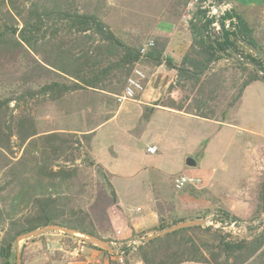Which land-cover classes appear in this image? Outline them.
I'll use <instances>...</instances> for the list:
<instances>
[{"label": "trees", "instance_id": "trees-1", "mask_svg": "<svg viewBox=\"0 0 264 264\" xmlns=\"http://www.w3.org/2000/svg\"><path fill=\"white\" fill-rule=\"evenodd\" d=\"M85 1L0 0V264L10 263L18 235L49 224L108 241L112 239L106 234H116L122 254L97 247L106 264H131L133 248L143 264H264V173L255 207L243 221L220 209L215 213L219 227L190 226L133 245L148 232L200 219L211 210L179 216L169 208L164 211L158 202V224L136 232L107 173L90 153L92 134L40 132L36 122L39 107L66 94L85 90L119 94L142 60L175 70L166 97L155 105L224 119L250 84H264V47L250 20L229 0L232 7L225 18L236 20L234 29H225L220 21L222 30L212 32L211 20L190 22V43L174 65L164 57L163 39L156 38L141 55L140 46L124 41L103 20L102 0L93 5ZM223 60L228 67L215 71ZM188 85L189 94H183ZM152 109L144 106V120ZM187 191L203 195L193 187ZM225 221L245 223L246 234L224 231ZM21 258L24 264L22 251Z\"/></svg>", "mask_w": 264, "mask_h": 264}, {"label": "rangeland", "instance_id": "rangeland-1", "mask_svg": "<svg viewBox=\"0 0 264 264\" xmlns=\"http://www.w3.org/2000/svg\"><path fill=\"white\" fill-rule=\"evenodd\" d=\"M96 1L99 0H86L85 3L93 5ZM102 1L99 11H101L103 20L109 24L120 38L137 46H141L150 38H153L154 41L156 38L163 39L167 45L171 37L168 35L169 33H171L170 35L173 34L172 36L174 37L177 33L182 32L184 28L188 30V27L181 20V15L186 12L185 6L188 0ZM248 9L247 13H250L251 25L255 29L254 35L259 44L264 47V5L248 7ZM166 19H169V21ZM164 20L166 21L164 22ZM180 40H183L182 37H180ZM227 63V60L218 62L214 66L215 71L222 67H228ZM138 64L146 73L144 83L146 84L153 67L143 60ZM166 69L165 76L160 75L157 77L159 82V87L156 88L159 91L157 100H162L166 97L167 86L175 79V70L167 67ZM229 84L230 82L227 85L229 86ZM189 90L190 87L188 85L183 94H189ZM231 93L232 91L229 92L228 96ZM101 94L102 96H100L98 91H78L66 94L56 102L44 104L39 107L36 113L38 130L44 132L57 130L61 127H71L72 125L66 124L67 119L65 115L60 113L61 109L63 111L65 109L72 111V119L70 120L72 123L76 122L81 126V124L84 125V122H89L90 126H96L100 122L98 120H102L105 115L99 111V103L102 102L100 101L101 98L107 97L109 100L114 101L115 106L118 105L115 101L116 94L112 95L107 92H102ZM228 96L225 94L223 100L227 101ZM123 106L129 108L130 103L125 102ZM263 107L264 84L254 82L247 87L227 119L233 126H238L239 129L226 128L227 131L225 133L221 132L218 135L211 124H202L201 122L174 116L167 117L166 120L154 118L150 122L152 126L151 137L158 148L155 153L145 157L143 163L149 166L150 179L154 187L158 186V194H164L168 190L166 179L173 174L175 175V173L203 176L202 173L210 172L212 168H216L219 175H221L219 178L211 183L208 178L203 177V184L199 187H193L196 191L203 193L201 195L202 198L210 202L211 212L200 219H206L208 225L221 226L222 224L215 218V213H218L220 209L242 219V221L246 219L255 207L256 191L264 173ZM116 108L114 107V111ZM85 111H91L90 116H96L95 118L98 117V119L87 121ZM124 115L125 111H122L104 129H108V127H112L115 124L127 126L129 123H132V128L138 129L145 122L134 123V118L131 115L127 118H124ZM220 117L219 115L218 118ZM180 129L184 132L186 131V137L181 134ZM174 130H178V134L180 133L182 137H174L171 134ZM234 138L251 140L250 163H234L239 153L234 145ZM179 140H182V146L179 145ZM198 140L203 141L201 145L198 144ZM186 157L193 158L197 166L193 168L186 167ZM244 157L246 160V150ZM221 161L227 163H222ZM244 225L245 223L243 222L227 227L223 224V229L232 235L244 236L246 234ZM105 236L112 239L110 241L111 247L115 248L117 253L122 254L120 250L122 248L121 243L116 242L118 236L116 234H106ZM137 243L131 244L136 245ZM80 246H84V251L88 248L99 251L97 246H91L87 241L84 242L75 236H65L60 231L46 232L20 240L18 248L15 242L13 257L9 264H16L17 251L20 255L21 251L23 252L24 264H72L74 259L84 260L86 256H90L88 252L84 253L79 250ZM75 249L79 250L77 254L73 252ZM98 255L101 264L106 263L105 257L100 251ZM129 261L131 264H143L137 257L135 248L129 254Z\"/></svg>", "mask_w": 264, "mask_h": 264}, {"label": "crops", "instance_id": "crops-1", "mask_svg": "<svg viewBox=\"0 0 264 264\" xmlns=\"http://www.w3.org/2000/svg\"><path fill=\"white\" fill-rule=\"evenodd\" d=\"M231 2L235 5L238 12L242 13V15L247 17L249 20H251V17L250 13H247L249 11L248 7L264 5V0H231ZM157 20L159 21V19ZM166 20L169 21V19ZM166 20H164V22ZM170 34L171 33L168 34L171 37L166 45L164 57L169 59L174 65H178L190 43V33L186 28H184L182 32L177 33L174 37L172 36L173 34ZM180 37H182L184 42L183 40H180ZM138 63L136 64L139 65ZM166 71L167 69L164 64L153 67V70L146 81L144 91L134 100L125 101L130 103L129 108L123 106L125 102L115 106L113 100L111 101L107 97L101 98L100 101L102 102L99 103V111L101 114L105 115L102 120H98L100 122L96 126H90L89 122H84V125L81 124V126L79 123H72L70 122L72 119V111L70 109H65L64 111L62 109L60 110V113L66 116V124L72 126L64 128L61 127L57 130L76 132L79 134H92L90 153L93 159L107 173L109 181L117 194L120 205L131 223V226L136 232H147L158 224V202L162 203L164 211H167L169 208L171 209V214L179 216L192 215L210 208L209 200H205L201 196H192L187 191L188 187L185 188L187 190L184 189L185 191H176L173 188V177L176 173L166 179L168 190L164 194H158V186L154 187L150 179L151 174L148 169L149 166L146 163H143V159L145 157L152 155V153L147 151V148L149 146H156V149L158 148L157 144L154 143V140L151 137L152 126L150 122L153 121L154 118L157 120L160 118L166 120L167 117L174 116L194 122H201L202 124H211L213 125V130H216L218 135H220L221 132L225 133L227 131L226 128L232 127L239 129L238 126H233L227 120L231 110L235 106L229 109L224 119H205L162 107L160 105H155L154 103L157 100V94L159 92L157 91L158 89H156L159 87L157 77L160 75L165 76ZM98 93L102 96V92L98 91ZM144 106L153 108L147 120L142 118ZM114 107H117L115 111ZM122 111H125L124 118L130 117L131 115L134 118V123H139L141 121L145 122L140 125L138 129L132 128V123L127 124V126L115 124L112 127H108V129H104L105 126L115 120ZM85 112L87 114V121L91 119H98V117L95 118L96 116H90L91 111ZM76 119L78 118L76 117ZM180 131L181 134L186 137V131L184 132L182 129H180ZM171 134L174 137H182L180 133L178 134V130H174ZM234 140V145L239 152L234 160V163H250L251 140H245L244 138H234ZM202 142V140H198V144L201 145ZM179 145L182 146V140H179ZM245 150L247 153L246 160L244 157ZM240 153L243 155H240ZM221 162L227 163L224 161ZM150 169L153 170L152 168ZM202 175V178H208L211 183L221 176L217 172L216 168H212L210 172L207 171L202 173ZM150 233L148 232V234ZM79 250L84 253L88 252L90 256H86L84 260L74 259L72 264H101L100 257L98 255L99 251L91 250L89 248L84 251V246H80ZM79 250L76 249L73 252L77 254ZM103 264L106 263L104 262Z\"/></svg>", "mask_w": 264, "mask_h": 264}, {"label": "built area", "instance_id": "built-area-1", "mask_svg": "<svg viewBox=\"0 0 264 264\" xmlns=\"http://www.w3.org/2000/svg\"><path fill=\"white\" fill-rule=\"evenodd\" d=\"M231 3H219L215 4V0H188L185 6V13L181 15V20L186 27L190 22L200 20L202 23L211 20L209 29L212 32H218L222 30L220 21L223 22L225 29H234L236 20L234 18H225L226 12L231 9ZM224 17V19H223ZM154 39H148L144 44L140 46V54L144 55L150 48L154 46ZM146 73L141 66L135 65L129 76L126 79V83L119 94L115 95V101L121 104L125 101L134 100L145 89ZM156 146H149L147 151L149 153L156 152ZM204 179L201 176L178 173L173 177V188L176 191L184 190L187 187H199L203 184ZM236 222L225 221L224 226H233ZM218 226L219 225H215ZM76 250V249H75ZM74 250V251H75Z\"/></svg>", "mask_w": 264, "mask_h": 264}, {"label": "water", "instance_id": "water-1", "mask_svg": "<svg viewBox=\"0 0 264 264\" xmlns=\"http://www.w3.org/2000/svg\"><path fill=\"white\" fill-rule=\"evenodd\" d=\"M219 3H229V0H215L216 5H218ZM251 49H252V51H255L256 53H259L252 46H251ZM185 166L189 167V168H193V167H196L197 164L193 158L186 157L185 158ZM195 225L209 226L206 219H188V220H184V221H180L178 223H175V224H173L167 228L156 231L152 234L140 237L139 239H135L131 243L134 244L135 242H138V243L139 242H148V241H151L155 238L164 236L165 234L172 233V232L177 231L179 229L190 227V226H195ZM215 227H218V226H215ZM51 231H60V232L65 233L67 235L75 236V237L79 238L80 240H82L84 242L87 241L88 243L95 245L97 247H100V248L108 251L109 253H117L116 249L111 247L110 241L103 239V238H100V237H97L95 235L80 233L74 229L64 227V226H61L59 224H49L46 226L31 229L27 232H24V233L18 235L16 238V241H15L16 247L18 248L20 240L27 239V238L37 236V235H41V234H44L46 232H51ZM16 264H22L21 255L18 251L16 252Z\"/></svg>", "mask_w": 264, "mask_h": 264}]
</instances>
